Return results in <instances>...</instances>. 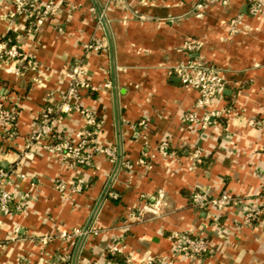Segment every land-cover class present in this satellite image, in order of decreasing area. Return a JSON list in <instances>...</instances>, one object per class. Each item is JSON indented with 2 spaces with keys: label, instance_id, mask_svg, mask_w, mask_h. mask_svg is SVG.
Wrapping results in <instances>:
<instances>
[{
  "label": "crops",
  "instance_id": "obj_1",
  "mask_svg": "<svg viewBox=\"0 0 264 264\" xmlns=\"http://www.w3.org/2000/svg\"><path fill=\"white\" fill-rule=\"evenodd\" d=\"M68 1L77 9L70 12L64 5L55 20L28 37L27 19L20 16L12 23V0H0V37L12 26L13 37L40 64L37 71L17 73L14 62L0 61V105L19 111L13 137L0 125V168L16 167L38 114L67 89L65 73L78 59L98 87L81 98L101 118L96 139L118 146L132 168L117 166L103 154L94 156L91 167L72 168L60 154L35 143L8 185L16 193L30 191L33 201L26 213L0 217V264H52L54 254L68 243L34 238L90 221L99 233L73 241L72 264L103 257L108 242H122L125 252L118 259L132 256L138 264H147L149 256L155 257L151 264H264V210L252 223L244 220L246 207L264 208V9L252 17L244 0L215 2L201 13L194 9L197 0ZM100 5L106 7L108 30L90 10ZM238 13H244L248 31L230 35L228 20ZM58 24L64 32L56 29ZM188 38L203 42L201 55L222 68L228 80L224 97L214 104L221 114L205 130L184 119L194 109L198 91L171 72L188 59ZM101 39L104 49H83L84 43ZM56 127L75 133L83 127L81 115L59 117ZM163 140L169 155L157 150ZM194 147L200 148L201 161L192 158ZM78 176L86 179L82 192L54 188L57 178ZM193 190L229 193L245 201L221 212L201 210L190 200ZM144 206L141 217H132ZM176 232L206 238L215 246L214 254L176 255Z\"/></svg>",
  "mask_w": 264,
  "mask_h": 264
},
{
  "label": "built area",
  "instance_id": "obj_2",
  "mask_svg": "<svg viewBox=\"0 0 264 264\" xmlns=\"http://www.w3.org/2000/svg\"><path fill=\"white\" fill-rule=\"evenodd\" d=\"M231 0H197L194 9L197 13H201L208 6L215 2L227 5ZM106 4H119L123 0H107ZM64 5H68L70 12L77 9L78 5L68 0H12L8 17L11 22L17 20L20 16L27 19L26 36H33L47 21L55 20L63 9ZM249 16L258 17L264 9V0H245ZM92 12H97L98 21L103 23L108 30V19L106 16L105 6H92ZM10 26L8 32L0 37V61L14 62L15 71L17 73L24 70L37 71L40 64L35 56L26 50L20 42L12 35ZM59 32H64L61 24L56 26ZM229 34L246 33L248 28L244 25V13H238L228 20ZM203 42L195 38H188L184 43V48L188 51L189 56L185 62L175 65L171 72L178 77L184 85L196 89L199 93L194 109L188 111L184 115L186 122L199 126L202 130L208 128L213 116L221 114V109L215 107L214 104L219 102L223 97L227 88V78L222 68L216 66L213 62L201 55ZM105 48V40H92L83 44L85 51H99ZM68 78V87L61 93L55 102L47 103L37 116V127L26 138V145L21 151L15 168H0V217H11L16 214L28 212L33 194L30 191L16 193L9 189L8 185L18 169V165L23 158L27 157L29 151L35 143L40 144L47 151L60 154L62 159L72 168L91 167L96 154L107 156L114 164H123L127 168H132V164L123 159L121 150L115 145H106L96 139L95 132L102 127L100 116L93 110L86 108L81 103V90L95 92L98 90L89 82L86 77V67L83 59H78L65 73ZM108 82L106 86H110ZM214 106V107H212ZM203 113L200 115L198 111ZM78 112L81 115L83 127L75 133H65L56 127V121L59 117ZM18 108L15 106L0 105V125L4 128L7 137L15 135V124L18 118ZM144 120L140 124H144ZM162 155H169V144L167 140L161 141L157 148ZM147 155V152L146 154ZM192 158L201 161V150L194 147L192 150ZM141 163H146L145 158L140 159ZM117 170V169H116ZM21 178H25L26 174L20 173ZM86 186L85 177H74L69 179L57 178L54 181V188L59 192L71 191L80 193ZM111 197H117L118 194L108 191ZM190 200L192 204L201 210L214 209L218 212L225 210L235 204L244 202L241 196L223 193L220 196H212L204 190H193ZM140 208L137 212H131L132 217L138 219L141 217L144 209ZM264 210L261 206L246 207L244 212V220L252 223L259 218L260 213ZM1 224V222H0ZM19 226L14 227V232H19ZM99 229L93 222L86 226H78L71 229H63L56 235L44 234L35 237L39 242L47 243L54 238L65 240L68 245L59 249L53 257L52 264H72L73 254L71 245L77 238H88L91 235H97ZM175 239L173 252L176 255L188 258H202L212 256L215 252V246L206 238L192 234L190 232H176L172 234ZM13 236L11 240H14ZM81 249V248H80ZM125 252V245L121 242H108L105 246L103 257L98 259L78 260L77 264H138L132 256L125 257L121 262L117 259L119 254ZM155 260L154 256L145 258L144 262L151 264Z\"/></svg>",
  "mask_w": 264,
  "mask_h": 264
},
{
  "label": "trees",
  "instance_id": "obj_3",
  "mask_svg": "<svg viewBox=\"0 0 264 264\" xmlns=\"http://www.w3.org/2000/svg\"><path fill=\"white\" fill-rule=\"evenodd\" d=\"M244 1H245V0H244ZM83 93H85V90H81V94H83ZM117 259H118V257H117ZM119 260H120L121 262H123V259L120 258V257H119Z\"/></svg>",
  "mask_w": 264,
  "mask_h": 264
}]
</instances>
